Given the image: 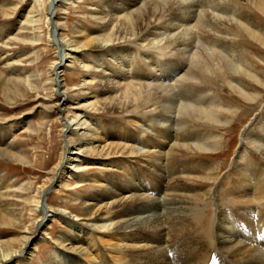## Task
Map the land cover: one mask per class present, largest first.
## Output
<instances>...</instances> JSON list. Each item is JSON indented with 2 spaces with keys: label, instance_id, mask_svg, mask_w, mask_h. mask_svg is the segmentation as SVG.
I'll return each mask as SVG.
<instances>
[{
  "label": "bare ground",
  "instance_id": "1",
  "mask_svg": "<svg viewBox=\"0 0 264 264\" xmlns=\"http://www.w3.org/2000/svg\"><path fill=\"white\" fill-rule=\"evenodd\" d=\"M74 1L50 0L46 7L49 40L58 53L50 67L49 82L43 88L53 92L51 98L62 122L63 151L31 203L40 218L23 234L18 248L0 243V264L16 258L21 259V264L29 263L34 252L31 245L45 238L49 214L65 219L64 223L71 228L85 229L87 234L81 237V233L73 230L71 236L61 238L53 264H264V162L254 163L242 156V163L238 158L234 177L227 182L229 190H224L225 195L216 197L212 204L215 210L219 209L218 214L202 222L200 216L205 208L200 211L197 205L191 206V199L214 194L218 170L209 167L203 155L216 150L218 143L214 135L194 130L188 119L195 111L208 113L204 103L209 95L201 84L203 71L214 74L224 65L235 75L256 79L247 70L251 63L244 58L229 30L237 27L238 32L264 44L263 27L229 0H99L90 15L97 28L88 32L80 24L75 31L87 37L82 41L62 34L64 7ZM249 2L264 13V0ZM0 5L6 6L7 0H0ZM6 10H0V16L8 17ZM12 27L17 28L9 24L0 28V42L14 30ZM17 38L15 35L5 45L15 44ZM135 42L144 49L139 55L132 46ZM90 47L98 49L93 58L96 60H89L95 70L83 77L82 85L98 80L102 93L96 97H100L103 109L124 111L129 105L144 103L139 99L143 98L145 112L131 118L136 121L133 128L111 119L91 118L82 109L86 104L92 106L91 102L82 106L78 101L88 97L85 88L79 89L78 95H68L72 89L63 85V71L73 63L90 67L81 58L82 50ZM6 52V47L0 44V81L6 85L4 89L9 84L33 86L28 82L32 75L13 68L15 63L24 61L23 54L2 56ZM237 84L238 81L231 86L248 96ZM66 101L74 109L71 118L67 116ZM262 121L264 116L255 128L248 129L243 139L264 160ZM25 123L21 120L0 128V155L9 156L14 149L1 132L7 130L11 135ZM189 153L194 156L183 159ZM13 156L18 158L17 154ZM132 159L155 173L151 178L155 195H151L145 180L138 178L135 183L131 176L113 181L102 180L96 174L86 179L84 170L89 164L117 167L128 174L127 165ZM182 177L201 180L206 189L195 193V189L182 184ZM85 181L100 183L105 188L104 192L88 195L83 202L86 218L92 222L74 219L63 209L46 204L54 188L78 189ZM10 196L9 187L0 179L2 224L18 221ZM111 207H115V213L107 223L104 213ZM101 229L123 239L117 241L118 248L109 257L101 252L93 235ZM135 240L140 243L135 244Z\"/></svg>",
  "mask_w": 264,
  "mask_h": 264
},
{
  "label": "rangeland",
  "instance_id": "2",
  "mask_svg": "<svg viewBox=\"0 0 264 264\" xmlns=\"http://www.w3.org/2000/svg\"><path fill=\"white\" fill-rule=\"evenodd\" d=\"M49 1L7 0L6 6L0 5V10H6L7 7L6 11L9 13L8 17L4 15L0 16V28L5 27L7 24L17 27H12L11 29L14 30L6 38L2 37L4 40L0 44L5 46L8 51L2 56L7 54L10 56L23 54L21 57L24 61L15 63L13 68L23 70L26 75H32V78L28 82H31L30 84L33 85L29 86L21 83L16 86L9 84L8 89H4L6 85L0 81V128H6V125L11 122L26 121L25 124L17 127L11 135L7 134V130L6 132H1L6 141L14 147V149L10 150L9 156L0 155V179L11 191V196L8 199L11 201V207L15 208V215L18 221L13 224H2L0 222V243L3 246L8 245L14 249L21 245L23 236L26 235V232L30 231L33 222L40 218L32 210L31 203H33V198L37 196L38 189L44 183L43 181L46 180L48 173L58 163L63 151L60 136L62 122L61 118L57 115L54 101L51 98L53 92L51 89L46 90L43 88V85L47 84V81L49 82L51 77L49 74L50 67L55 62L58 53V48L49 40L46 11ZM229 1L246 15L252 17L264 29V13H261L252 6L249 0ZM98 2L99 0H76L67 3L64 7V11L66 12L63 15L65 28L62 34L66 35L69 39L86 41L87 37L84 34L81 33V35L75 31H77V28L79 29L78 25L80 24L88 32L94 31L97 28L96 24L91 21L90 15ZM30 11L33 13H29ZM19 27H21L20 30L18 29ZM99 34L102 35L103 33L100 32ZM229 34L234 37L233 41L242 48L244 58L251 63V68L247 67V70L256 79L248 75H235L224 65L221 68L223 71L218 69L214 74L211 71H203L201 73V84L209 95V100H206L204 103L208 113H196L195 111L188 119L194 130L210 133L211 136L214 135L213 137L217 138L218 148L205 152L206 154L203 155V159L206 163L208 162L207 165L209 167L218 170L219 178V181L215 184L212 196L193 199L194 201L191 199V206L197 205V209H201L200 211L205 208L200 216L202 222L218 214L217 211L219 209L215 210L216 208L212 204L216 197L220 198L224 196L229 190L230 187H228L229 184L227 182L229 181L228 179L234 177L235 162L238 160L241 162L240 157L243 156L250 161L253 160L254 163L262 164L264 162L261 153L252 148L243 139L246 138L249 130L255 128L257 123H260V119L264 116V44L238 32L237 27L231 28ZM15 35H18L20 39L17 38V41L13 45H5L8 40L15 38ZM132 46L137 50V55L144 52V49L139 48L136 42ZM97 50V47L82 50L81 58L87 60L90 67L82 68L79 63L70 64V67L63 71V85L66 88L72 89L68 94L70 96L78 95L79 89L85 88L88 90V97L86 99H78V101H80L82 106L87 102H91L92 106L86 104V107L82 108H85L83 111H87V114L91 118L97 120L111 119L133 128L136 121H131V118L140 117L145 112V100L143 98L139 99L144 101V103L138 102L137 106L134 107L129 105L124 111H117L112 108L103 109L100 97H96V94L102 93V86L98 80L95 79L85 86L82 85L83 77L95 70L90 61L96 60L93 58ZM165 55L168 56V52H165ZM166 56L163 57L165 58ZM190 65L192 64L190 63ZM229 81H232V85H235L236 81H238L239 90L241 89L248 93V96L242 95L236 88H233L229 84ZM61 97L59 95V98ZM210 98L215 99L211 100ZM66 102L69 103L67 116L71 118L74 109L70 101ZM14 154H17L18 158L14 157ZM189 156L193 157L194 153L185 154L183 159H189ZM242 163H244V160ZM127 166L129 171L127 172L128 174H125L117 167L89 164L84 173L86 174V179L90 177L89 175L94 176L96 174L100 175L102 180L108 178L114 181L118 180L119 177L121 180L128 179L131 176L133 178L131 181L138 183V178L143 179L146 181L145 185L152 190L151 195H155V184L151 182V178L155 173H151L146 166H141V163L136 159H132V163H129ZM159 181L158 179L157 183ZM194 181L192 178L188 180V177L181 178L182 184L195 189V193L206 189L207 185L201 180ZM54 189L48 194L46 204L52 208L63 209L67 215L74 217V219L87 222L92 221L86 218V209L83 206V202L85 199H88V195L105 191V188L100 186V183H92L90 181L83 182V185L78 187V189L64 186ZM157 194L156 196L158 197L159 195ZM114 208L111 207V209L106 210V213H104L105 222L110 223L112 221L115 213ZM49 216L51 218L46 221L47 230L45 238L38 241L35 244H38L37 246L31 245L34 248V252L28 264H53L54 258L58 255L56 245H58L61 238L71 236V233L74 231L81 233V237L85 234V229L84 231H79L75 227L71 228L67 226L64 223L65 219L54 218L51 214ZM93 235L97 237L95 238L101 252L105 256L107 255V257L115 254L118 248L116 245L117 241L123 240L122 238L118 239L114 237V233L104 231V229L96 230L93 232ZM134 243L139 244L140 242L135 240ZM86 261L91 262L87 259ZM7 264H21V259H13Z\"/></svg>",
  "mask_w": 264,
  "mask_h": 264
}]
</instances>
